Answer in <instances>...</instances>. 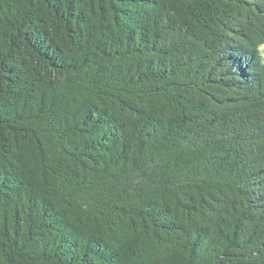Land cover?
<instances>
[{"label":"trees","instance_id":"16d2710c","mask_svg":"<svg viewBox=\"0 0 264 264\" xmlns=\"http://www.w3.org/2000/svg\"><path fill=\"white\" fill-rule=\"evenodd\" d=\"M0 264H264V0H0Z\"/></svg>","mask_w":264,"mask_h":264}]
</instances>
